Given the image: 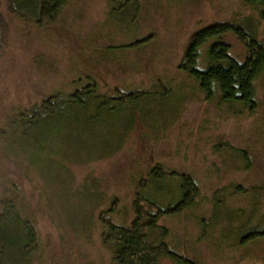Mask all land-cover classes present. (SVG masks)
<instances>
[{
    "label": "rangeland",
    "instance_id": "1",
    "mask_svg": "<svg viewBox=\"0 0 264 264\" xmlns=\"http://www.w3.org/2000/svg\"><path fill=\"white\" fill-rule=\"evenodd\" d=\"M0 2V134L15 114L56 93L92 84L108 95L149 93L133 103L134 115L114 113L104 128L107 145L132 125L112 154L104 147L106 154L88 158L71 144L49 139L43 154L51 159L54 148L59 158L39 168L51 175L28 168L23 158L16 169H0V190L9 175V184L17 180L40 236L31 264H113L102 241L101 216L129 225L145 193L173 206L180 197L176 174L198 189L159 224L168 227L167 241L187 256L186 264H264V238L241 240L264 228V72L257 80L258 107L250 111L219 96L207 99L180 68L192 34L211 23L253 22L264 43V19L256 7L243 0H67L55 21L39 25L12 15ZM221 40L235 58L245 59L249 40L234 33ZM159 167L165 183L144 190L150 171ZM142 203L144 210L151 208ZM160 264L176 263L166 258Z\"/></svg>",
    "mask_w": 264,
    "mask_h": 264
},
{
    "label": "trees",
    "instance_id": "2",
    "mask_svg": "<svg viewBox=\"0 0 264 264\" xmlns=\"http://www.w3.org/2000/svg\"><path fill=\"white\" fill-rule=\"evenodd\" d=\"M5 1L12 15L39 25L55 21L67 3V0ZM243 1L256 7L264 19V0ZM253 26V22L245 24L219 21L205 25L192 34L180 68L199 83L207 99L219 96L224 102L241 103L250 111L257 109L256 89L257 80L264 72V43L258 38L257 29ZM4 27L0 8V41ZM227 33H234L241 40H249L248 54L244 60L235 58L231 54L230 44L221 40ZM204 46L206 55L202 53ZM128 94L117 96L100 93L96 85L92 84L76 88L67 95L56 93L41 103L18 112L10 120L8 127L1 130V155L9 163L0 164V169H16L18 159L23 158L28 168L42 172L41 175H51L50 171L43 172L39 168L43 166L44 160L54 164L53 160L59 158L54 148L49 156H52L51 159H46L43 154L49 147L46 142L49 139L61 140L66 146L71 144V150H78L82 154L86 152L89 154L88 158L106 154L105 151L101 154L104 147L109 151L107 154H112L123 144L132 127L126 125L122 134L111 139L113 142L102 144L104 139L101 137L107 134L105 131L109 132L104 128L111 126L113 114L128 111L130 115H134L133 103L149 97L147 92ZM43 128L48 129L46 134L41 131ZM66 137L72 141L66 142ZM32 149L37 156L32 155ZM241 154L249 165L247 153ZM70 161L72 160H67V163ZM63 165L67 167V164ZM150 172L152 180L144 190L154 182H160L161 186L165 183V178L160 176L165 174L163 169L159 167ZM11 177L9 175L1 182L0 194H6L0 196V264H31L40 246V236L32 215L27 213L24 201L20 200V197H24L22 188L17 180L9 184ZM176 179H179L177 190L180 197L173 206L163 205L158 197L145 193L140 196L141 200H136V214L129 225L116 224L101 216L105 222L101 237L113 254V264H160L166 258L172 259L176 264H186L187 256L174 251L167 241L170 233L168 227L159 224L164 213L180 209L188 201L191 192L198 189L197 184L189 177L176 174ZM67 183L69 188V182ZM142 201H147L151 208L144 210ZM72 214L74 215V211L70 215ZM256 235L264 238V228L252 230L241 240L244 243Z\"/></svg>",
    "mask_w": 264,
    "mask_h": 264
}]
</instances>
